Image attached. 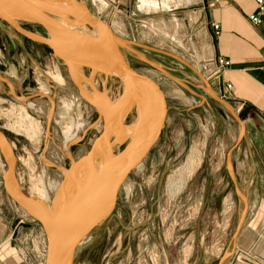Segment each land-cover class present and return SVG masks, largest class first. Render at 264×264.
Listing matches in <instances>:
<instances>
[{
    "label": "rangeland",
    "instance_id": "1",
    "mask_svg": "<svg viewBox=\"0 0 264 264\" xmlns=\"http://www.w3.org/2000/svg\"><path fill=\"white\" fill-rule=\"evenodd\" d=\"M77 1L87 4L92 15L103 21L99 6L97 9L89 0ZM21 26L46 36L34 24L22 22ZM126 59L161 87L167 105L164 126L147 156L121 188L114 214L75 248L72 264H224L220 260L231 250L230 240L241 209L240 204L234 203L233 189L212 188L213 185L209 188L210 180L218 178L220 168L225 169L229 151L224 155L218 152L224 142L221 131L228 125L225 113L212 101L200 102V93L179 76H173L179 83L168 78L167 62H144L129 55ZM83 71L96 73L89 67ZM96 75L99 77L94 82L101 85L103 75ZM109 78L114 82L106 80L108 92L113 96L119 94L123 88L121 81ZM47 100L53 104L49 106L52 117L58 102H73L71 120L64 117L56 126L27 106ZM91 110L78 95L66 69L56 63L49 50L25 43L1 24L0 131L14 150L16 177L25 194L46 199L42 192L47 175L58 170L49 165L52 151L59 149L68 169L69 155L80 148L89 152L101 131V118L95 111L89 114ZM131 115H135L133 109L126 113L119 130L112 127L118 145H123V127ZM76 122L82 123L85 132L80 133L81 140L69 153L59 136ZM49 145H53L50 150ZM4 169L0 156V244L19 246L26 257L34 258L46 243L44 234L4 193ZM73 174L76 182H81L83 171ZM244 257L243 252H236L227 264H240Z\"/></svg>",
    "mask_w": 264,
    "mask_h": 264
},
{
    "label": "crops",
    "instance_id": "2",
    "mask_svg": "<svg viewBox=\"0 0 264 264\" xmlns=\"http://www.w3.org/2000/svg\"><path fill=\"white\" fill-rule=\"evenodd\" d=\"M89 1L125 43V57L167 62L170 76L191 85L200 102L212 101L224 111L228 125L218 152L229 151L225 169L209 188L233 189L234 203L241 205L236 220L240 213L243 220L237 232L236 223L231 250L220 262L227 264L243 252L240 264H264V20L260 26L249 22L248 16L257 12L254 0ZM219 59L229 65L217 75ZM45 254L46 243L34 258L19 246L0 244V264H44Z\"/></svg>",
    "mask_w": 264,
    "mask_h": 264
},
{
    "label": "water",
    "instance_id": "3",
    "mask_svg": "<svg viewBox=\"0 0 264 264\" xmlns=\"http://www.w3.org/2000/svg\"><path fill=\"white\" fill-rule=\"evenodd\" d=\"M22 22L40 27L46 36L24 29ZM1 24L49 50L56 63L68 72L80 98L101 118L99 135L74 169V172L83 171L81 182L79 179L75 184L78 189H71L69 200L61 210L49 209L39 198L23 192L16 177L14 150L0 131V156L5 167L1 178L4 193L40 226L46 240L44 264H72L79 241L112 217L125 181L158 140L167 113L165 96L158 83L128 63L123 51L125 43L109 25L77 0H3L0 27ZM88 67L103 75L102 85L107 77L121 81L123 88L111 111L104 88L102 92L98 91L91 77L83 72ZM166 76L179 83L168 74ZM95 92L97 96H93ZM212 96L218 100L213 93ZM223 104L239 121L240 117L230 106ZM121 106L125 115L133 109L135 119L123 145H118L112 134L113 126L108 121L113 111ZM228 167L231 172L229 161ZM242 220L243 213H240L236 232Z\"/></svg>",
    "mask_w": 264,
    "mask_h": 264
},
{
    "label": "bare ground",
    "instance_id": "4",
    "mask_svg": "<svg viewBox=\"0 0 264 264\" xmlns=\"http://www.w3.org/2000/svg\"><path fill=\"white\" fill-rule=\"evenodd\" d=\"M84 73H86L85 75H87L88 77H91L92 82L94 83V86L97 88L98 91L102 92V88H104L106 95L108 96V99H109L108 101H110L109 110L111 111L117 102L116 99L118 98L119 94L121 93L120 92L119 94L113 96L108 92V89L106 88V86H108V87H110V86H109V84L106 83L107 82L106 80H110L112 83L114 81L112 79H110L109 77H107L106 80L104 81L103 85L102 84L97 85L94 82L95 77H99L98 75H96V73L95 74H91L89 72H84ZM101 80H103V79H101ZM97 95H98L97 92L93 93V96H97ZM20 100L23 101V99H20ZM47 101H49L48 102L49 104L47 103ZM47 101L46 102L39 101V103H37V104H31L30 103V104H27V106L29 109L33 110L35 113H37L38 115H40L44 119H46L48 121V123L55 124L56 126L58 125V123H61V121H62V119L59 116L60 114H66L67 118L69 120H71V118L73 116L71 113L72 107L75 106L73 102H67V101H63L64 103L58 102L56 105V112L54 113L55 115H53V117H52L51 116L52 112L50 111L52 109H50L49 106L53 107L52 106L53 104L50 105L51 100H47ZM69 109H71V110H69ZM91 109L92 110L90 111L89 114H91L93 111H95L92 107H91ZM124 116H125V112H122V106L118 107L115 111H113V115L108 121L110 126L114 125L119 130L121 128V123H122ZM134 119H135V115H133V116L131 115V117H128V119L125 121V124L123 127L124 128L123 132H125V135L128 133V129L133 124ZM86 125H87V129H88V127L90 126V121L87 120ZM99 126H100V130H101V124ZM83 127L84 126L82 125V123L79 124L78 122H76V123H72L71 125L67 126L65 128V130L61 132V134L59 136L61 139V143H63L65 149L69 153H71V150H70L71 147L76 146L78 144V141L81 140L82 134L80 135V133L85 132V131H83ZM117 133H119V131ZM59 137H57L56 139H58ZM52 146L53 145H49V150ZM87 153H88V151L85 148L84 149L80 148L77 151H75L73 155H69V159H70L69 169L70 170L65 167V163L63 164V161L61 160V158L59 156L60 155L59 149H56L55 151H52L51 153H49V155L51 156L49 158L50 159L49 165H51L54 168H57L58 170H57V172H53L52 175L48 174L47 178H46L47 181H49V182L46 181L45 190L42 192L46 199L41 200L46 207H48L49 209H51L52 207L53 208L56 207V209L59 208V210H61L67 204V201L69 200V195H71L70 194L71 189L73 188V190H75V191L78 189L77 188L78 184L75 185L77 177H74V174H73L74 169L79 164L80 160L84 156H86ZM59 164H61V165L63 164V167L60 166L61 168H58ZM95 231L96 230L90 232L87 236L83 237L79 241V243L77 244L76 249L81 244H83V242L86 239H88L90 237V235ZM95 236H96V234H95Z\"/></svg>",
    "mask_w": 264,
    "mask_h": 264
},
{
    "label": "built area",
    "instance_id": "5",
    "mask_svg": "<svg viewBox=\"0 0 264 264\" xmlns=\"http://www.w3.org/2000/svg\"><path fill=\"white\" fill-rule=\"evenodd\" d=\"M254 3L257 7V12L255 14L249 15L248 20L254 26H260V25H262L263 20H264V0H254ZM212 6H213V4H209V7H212ZM213 28L215 31H218V25H213ZM263 61H264V54H263ZM217 65H218V70H217L216 74L219 75L222 71L221 68L228 67L229 61L219 59L217 61ZM226 88L230 89L231 86L227 85Z\"/></svg>",
    "mask_w": 264,
    "mask_h": 264
},
{
    "label": "flooded vegetation",
    "instance_id": "6",
    "mask_svg": "<svg viewBox=\"0 0 264 264\" xmlns=\"http://www.w3.org/2000/svg\"><path fill=\"white\" fill-rule=\"evenodd\" d=\"M20 38H21L25 43L30 42V41L24 39L23 37H20ZM31 43H33V42H31ZM33 44H35V43H33ZM36 45H37V44H36ZM18 49L20 50V52H22V48H21V46L18 45Z\"/></svg>",
    "mask_w": 264,
    "mask_h": 264
},
{
    "label": "snow or ice",
    "instance_id": "7",
    "mask_svg": "<svg viewBox=\"0 0 264 264\" xmlns=\"http://www.w3.org/2000/svg\"><path fill=\"white\" fill-rule=\"evenodd\" d=\"M0 4H3V0H0Z\"/></svg>",
    "mask_w": 264,
    "mask_h": 264
}]
</instances>
